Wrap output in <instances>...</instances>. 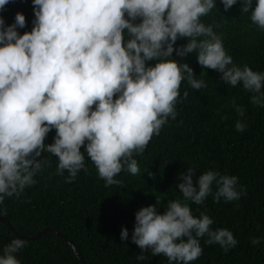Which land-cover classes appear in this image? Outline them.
I'll return each mask as SVG.
<instances>
[{
	"label": "clouds",
	"instance_id": "1",
	"mask_svg": "<svg viewBox=\"0 0 264 264\" xmlns=\"http://www.w3.org/2000/svg\"><path fill=\"white\" fill-rule=\"evenodd\" d=\"M9 2L0 0V11ZM221 2L225 10L237 4ZM33 5L30 32L18 31L26 26L24 13L17 12L11 24L0 16V205L37 183L50 163L37 159L43 152L58 158L57 174L67 171L68 183L88 171L85 152L106 185L119 184L115 177L125 169L139 174L134 155L178 115L177 104L188 96L184 91L181 97L182 81L193 89L207 87L187 63L171 59L174 50L177 56L198 51L200 65L221 72L231 86L241 85L252 94L250 103L264 108V71L235 63L222 35L201 20L216 0H33ZM242 12L264 31V0L254 7L253 0H242ZM180 38L188 43L174 49ZM230 104L245 117L246 108L235 98ZM234 126L238 132L247 127L244 120ZM53 128L54 143L46 144ZM195 172L190 167L182 174V198L169 200L165 212H158V201L136 212L131 239L142 250L138 262L150 250L166 256L168 264H190L203 254L205 237V244H219L225 253L238 245L231 230H214L213 218L194 215L189 202L203 205L210 195L216 202L239 201L247 189L236 175L216 170L194 183ZM120 235L127 240L128 229L122 227ZM251 243L260 246L264 237L254 236ZM26 246L24 239H12L0 264H21L16 254Z\"/></svg>",
	"mask_w": 264,
	"mask_h": 264
},
{
	"label": "trees",
	"instance_id": "2",
	"mask_svg": "<svg viewBox=\"0 0 264 264\" xmlns=\"http://www.w3.org/2000/svg\"><path fill=\"white\" fill-rule=\"evenodd\" d=\"M255 3L253 0V7ZM17 12L26 17V26L19 28V33L30 32L35 18L33 0H10L0 16L11 24ZM201 20L222 35L235 63L264 71V31L252 24L250 13L242 12V0L228 10L216 0V8ZM187 43L188 38H180L174 49ZM171 59L187 63L207 87L193 89L182 81L181 97L184 91L188 96L177 104L178 115L169 119L159 136H153L142 154L134 155L140 173L132 175L125 169L115 177L119 184L106 185L85 152L88 171L81 170L68 183L67 171L64 176L57 174L58 158L43 152L37 159L47 158L50 163L37 174V183L20 197H6L0 205V217L18 233L0 220V254L12 239L22 238L27 246L16 254L21 264H83L74 249L53 231L30 239L50 228L71 240L87 264H168L166 256H153L150 250L145 251L144 261H137L142 250L131 239L135 214L157 201L158 212H165L169 200L182 198L178 184L182 174L194 167V183L203 172L216 170L236 175L247 194L233 202H216L211 195L203 205L189 202L194 215L208 214L214 220V230L228 228L239 241L225 253L219 244L208 245L206 237L201 238L203 254L190 264H264V243H251L254 236L264 237V108L250 103L252 94L241 85L231 86L222 80L221 72L200 65L198 51L177 56L174 50ZM233 98L246 108V119L231 107ZM237 120H244L245 131H236ZM55 134L53 128L45 143H54ZM122 227L129 231L127 240L121 239Z\"/></svg>",
	"mask_w": 264,
	"mask_h": 264
},
{
	"label": "water",
	"instance_id": "3",
	"mask_svg": "<svg viewBox=\"0 0 264 264\" xmlns=\"http://www.w3.org/2000/svg\"><path fill=\"white\" fill-rule=\"evenodd\" d=\"M0 220L4 223H6V225L12 230L14 231L15 233H17L15 231V229L13 228V226L10 224V222H8L5 218H2L0 217ZM47 231H53L55 233H57L69 246H71L76 255L78 256V258L80 259V261L83 263V264H87L86 261L84 260V257L82 255V253L75 247L74 243H72L71 240H69L63 233H61L60 231L58 230H55V229H50V228H46L45 230L41 231L40 233L36 234L35 236H32L30 237V239H36V238H39L41 235H43L44 233H46ZM18 234V233H17ZM21 236V235H20Z\"/></svg>",
	"mask_w": 264,
	"mask_h": 264
}]
</instances>
